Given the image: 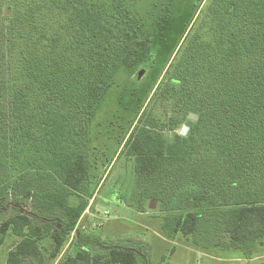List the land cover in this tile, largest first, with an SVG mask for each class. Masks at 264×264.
Wrapping results in <instances>:
<instances>
[{"label":"trees","instance_id":"16d2710c","mask_svg":"<svg viewBox=\"0 0 264 264\" xmlns=\"http://www.w3.org/2000/svg\"><path fill=\"white\" fill-rule=\"evenodd\" d=\"M112 5L105 14L66 0L55 11L57 29L42 4L29 7L39 34L21 42L38 66L25 84L44 95L32 107L27 90L9 92L0 74V213H9L0 219V245L8 234L19 239L6 264H44L46 238L56 259L72 234L77 251L61 264H148L130 246L100 245L104 254H92L95 242L77 231L90 196L85 120L114 73L149 46L122 1ZM161 101L197 116L187 135L164 136L176 121L155 116L151 106ZM122 154L133 159L140 200L168 212L166 236L245 259L264 247V0L205 1Z\"/></svg>","mask_w":264,"mask_h":264},{"label":"rangeland","instance_id":"374dc122","mask_svg":"<svg viewBox=\"0 0 264 264\" xmlns=\"http://www.w3.org/2000/svg\"><path fill=\"white\" fill-rule=\"evenodd\" d=\"M65 1L62 0V5L51 6L47 0H0V74L9 92L17 87L27 90L30 107L44 95L35 84H25L38 66L36 59L26 52L21 42V39H25L32 43L39 34L30 22L29 7L42 4L56 19L57 29L61 17L55 11L59 7L64 8ZM72 1L99 7L105 14L113 12L112 4L116 3V0ZM121 1L129 11L128 15L134 18L141 32L147 36L149 46L133 63L122 66L114 73L112 86L104 92L98 109L89 121L85 120L90 196L89 206L78 223L77 231L95 242L92 254H104L100 245L130 246L140 249L148 264L264 263V247L259 248L252 256L253 260L248 262L239 251L202 249L191 238L180 234L166 236L163 224L170 221L168 212L162 210L161 203L153 198L140 200L133 159L124 154L118 157V154L206 0ZM139 71L144 74L137 80L135 76ZM152 107L155 116L164 123L169 119L176 121L172 131L164 130L167 139L179 134L182 126H187L189 132L190 127L195 125V121L183 117V113L169 101L157 102ZM150 201H155L153 209L148 208ZM8 215L0 213V219ZM73 235L56 259L50 258V238L41 241L39 245L44 264H61L67 254L73 255L78 247L72 241ZM18 242L19 239L11 234L3 239L0 264H6L9 251Z\"/></svg>","mask_w":264,"mask_h":264},{"label":"water","instance_id":"95a60500","mask_svg":"<svg viewBox=\"0 0 264 264\" xmlns=\"http://www.w3.org/2000/svg\"><path fill=\"white\" fill-rule=\"evenodd\" d=\"M143 74H144L143 71H139L137 73V75L135 76V79H137V80L141 79ZM187 117H188L189 120H192V121H196L197 120V116L195 114H192V113H189ZM187 132H188V127L187 126H182L179 135L185 136L187 134ZM154 204H155V201H150V203L148 205V208L149 209H153L154 208Z\"/></svg>","mask_w":264,"mask_h":264},{"label":"crops","instance_id":"0c3cea01","mask_svg":"<svg viewBox=\"0 0 264 264\" xmlns=\"http://www.w3.org/2000/svg\"><path fill=\"white\" fill-rule=\"evenodd\" d=\"M245 260L249 262V261H252L253 259L251 258V259H245Z\"/></svg>","mask_w":264,"mask_h":264},{"label":"built area","instance_id":"2783aa9c","mask_svg":"<svg viewBox=\"0 0 264 264\" xmlns=\"http://www.w3.org/2000/svg\"><path fill=\"white\" fill-rule=\"evenodd\" d=\"M73 235V234H72Z\"/></svg>","mask_w":264,"mask_h":264}]
</instances>
